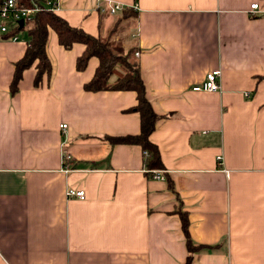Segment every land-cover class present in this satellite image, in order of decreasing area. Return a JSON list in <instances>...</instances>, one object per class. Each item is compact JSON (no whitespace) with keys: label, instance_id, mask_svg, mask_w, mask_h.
<instances>
[{"label":"crops","instance_id":"1","mask_svg":"<svg viewBox=\"0 0 264 264\" xmlns=\"http://www.w3.org/2000/svg\"><path fill=\"white\" fill-rule=\"evenodd\" d=\"M108 2L123 8L101 11ZM54 12L139 51L161 116L149 140L163 169L147 175L140 145L103 138L140 132L139 113L129 111L136 92L86 91L98 59L77 70L82 43L65 49L50 30V77L33 85V64L11 94L28 34L0 37V264H183L167 178L203 246L193 264H264V0H59ZM218 69V91L192 88ZM69 186L85 199L66 196Z\"/></svg>","mask_w":264,"mask_h":264},{"label":"trees","instance_id":"2","mask_svg":"<svg viewBox=\"0 0 264 264\" xmlns=\"http://www.w3.org/2000/svg\"><path fill=\"white\" fill-rule=\"evenodd\" d=\"M35 2L43 8L27 20L24 26H16L12 33L2 36L6 38L24 29L27 30L28 34V47L21 58L16 60L14 64V74L9 83L10 93L15 94L17 92L19 89L18 83L23 77L24 70L33 64L36 71L33 85L41 86L40 84L45 74L50 77L52 73L51 60L46 52L50 30L55 32L57 41L65 49H70L76 42L82 43L85 48L76 59V69L83 71L91 57L98 59L93 76L88 82L84 83L83 87L86 91L95 92L109 89L116 91L134 90L136 92L137 103L129 111H137L139 113L140 132L133 135L119 136L105 134L103 138L113 144L135 143L140 145L145 155L144 165L145 169H147V175H150L155 169H163L158 147L149 140V135L156 128V123L161 116L153 110L150 99L146 96L145 83L141 78L140 68H138L133 58L136 47L131 46L128 49H124L119 41L111 40V35L104 37L94 36L89 32H85L79 26H71L61 15L46 8L42 0H18V4L25 7L32 6ZM129 13L130 9H124L119 19L127 17ZM117 68H120L121 71H118ZM117 71L119 72L117 79L110 83L108 81L110 76ZM165 178L167 177L165 176ZM167 183H169V188L173 191L178 201L175 211L180 217L187 250V256L183 264H193L195 252L203 248V246L193 242L191 239L188 211L182 208V201L175 189L174 182L167 178Z\"/></svg>","mask_w":264,"mask_h":264},{"label":"built area","instance_id":"3","mask_svg":"<svg viewBox=\"0 0 264 264\" xmlns=\"http://www.w3.org/2000/svg\"><path fill=\"white\" fill-rule=\"evenodd\" d=\"M58 1L59 0H42L46 8H48L51 11H55L58 7ZM132 8H136V5H132ZM43 7H41L38 3H34V5L25 7L20 6L18 4V0H2L0 2V37L5 36L6 34L12 33L16 28V26L19 25V20H23V25H25L26 21L29 20L32 16L36 14L37 11L41 10ZM123 6L119 2H108L105 7L101 8V11L108 12L109 14H115L116 12L122 10ZM258 3H252L250 5V12L252 14L256 13L258 11ZM21 27V26H20ZM132 36H135L133 34ZM9 39L15 40L18 38V33L11 34ZM135 56H139V51H134ZM220 69L218 70H212L210 72H207L204 78V81L202 83L194 85L192 88L195 91H218L220 88ZM60 128H65L66 123H61L59 125ZM63 162L68 163L72 161V157L69 155V153L66 150H63L62 152ZM218 161H221V157L218 156ZM65 171L72 170L70 166L64 167ZM156 176L158 178H163V176L160 174L159 171H155ZM66 196L68 197H75L79 199H85L86 194L85 190L83 188H73L68 187L66 189Z\"/></svg>","mask_w":264,"mask_h":264},{"label":"water","instance_id":"4","mask_svg":"<svg viewBox=\"0 0 264 264\" xmlns=\"http://www.w3.org/2000/svg\"><path fill=\"white\" fill-rule=\"evenodd\" d=\"M19 25H20V26L23 25V20H22V19L19 20Z\"/></svg>","mask_w":264,"mask_h":264}]
</instances>
